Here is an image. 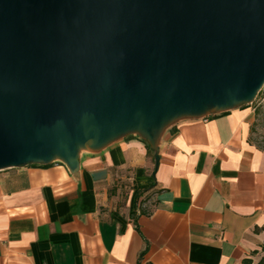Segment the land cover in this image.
<instances>
[{
	"label": "water",
	"instance_id": "95a60500",
	"mask_svg": "<svg viewBox=\"0 0 264 264\" xmlns=\"http://www.w3.org/2000/svg\"><path fill=\"white\" fill-rule=\"evenodd\" d=\"M264 0H0V170L251 103Z\"/></svg>",
	"mask_w": 264,
	"mask_h": 264
},
{
	"label": "crops",
	"instance_id": "0c3cea01",
	"mask_svg": "<svg viewBox=\"0 0 264 264\" xmlns=\"http://www.w3.org/2000/svg\"><path fill=\"white\" fill-rule=\"evenodd\" d=\"M251 103L0 170V264H242L264 245V150ZM134 212V216H132Z\"/></svg>",
	"mask_w": 264,
	"mask_h": 264
},
{
	"label": "rangeland",
	"instance_id": "374dc122",
	"mask_svg": "<svg viewBox=\"0 0 264 264\" xmlns=\"http://www.w3.org/2000/svg\"><path fill=\"white\" fill-rule=\"evenodd\" d=\"M254 117L250 123L248 138L258 148L264 150V86L251 101Z\"/></svg>",
	"mask_w": 264,
	"mask_h": 264
},
{
	"label": "trees",
	"instance_id": "16d2710c",
	"mask_svg": "<svg viewBox=\"0 0 264 264\" xmlns=\"http://www.w3.org/2000/svg\"><path fill=\"white\" fill-rule=\"evenodd\" d=\"M29 165H35V164H29ZM132 216H134V212H132ZM262 251H264V245H262ZM242 264H264V255H261L255 263H253L251 259H244L242 261Z\"/></svg>",
	"mask_w": 264,
	"mask_h": 264
}]
</instances>
